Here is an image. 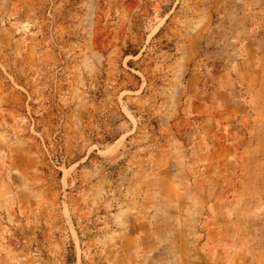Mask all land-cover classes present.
<instances>
[{
  "label": "rangeland",
  "instance_id": "374dc122",
  "mask_svg": "<svg viewBox=\"0 0 264 264\" xmlns=\"http://www.w3.org/2000/svg\"><path fill=\"white\" fill-rule=\"evenodd\" d=\"M263 70L264 0H0V264H264Z\"/></svg>",
  "mask_w": 264,
  "mask_h": 264
},
{
  "label": "crops",
  "instance_id": "0c3cea01",
  "mask_svg": "<svg viewBox=\"0 0 264 264\" xmlns=\"http://www.w3.org/2000/svg\"><path fill=\"white\" fill-rule=\"evenodd\" d=\"M252 109L254 110L255 116L251 123L250 131L248 132L247 138L254 141L255 144L253 149L251 145L247 144V149L244 150L246 156H253L254 160L257 162L254 165V174H259L264 176V70L262 74L259 75L257 81L252 86L250 90ZM236 135L237 132L235 133ZM248 141V140H247ZM252 158V157H251ZM245 167V166H244ZM251 174L250 169L245 167L243 174ZM264 187V181L260 184Z\"/></svg>",
  "mask_w": 264,
  "mask_h": 264
}]
</instances>
